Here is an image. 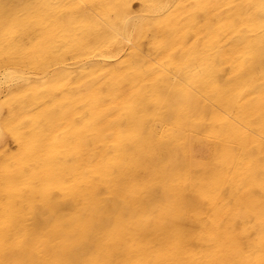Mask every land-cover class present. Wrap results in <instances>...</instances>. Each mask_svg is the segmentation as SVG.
<instances>
[{
    "label": "bare ground",
    "instance_id": "1",
    "mask_svg": "<svg viewBox=\"0 0 264 264\" xmlns=\"http://www.w3.org/2000/svg\"><path fill=\"white\" fill-rule=\"evenodd\" d=\"M0 264H264V0H0Z\"/></svg>",
    "mask_w": 264,
    "mask_h": 264
},
{
    "label": "rangeland",
    "instance_id": "2",
    "mask_svg": "<svg viewBox=\"0 0 264 264\" xmlns=\"http://www.w3.org/2000/svg\"><path fill=\"white\" fill-rule=\"evenodd\" d=\"M91 40L93 41V38H91ZM175 79H177V76L175 77ZM215 107V106H213ZM229 117L231 116L230 114L228 115ZM157 117L156 116H153L151 119H150V123L148 124V130L149 132H151L154 136L159 134L161 132V125L159 124L158 122V119H156ZM157 120V121H156ZM168 121V120H167ZM155 124V125H154ZM160 125V126H159ZM150 126V127H149ZM163 127V126H162ZM153 129V130H152ZM214 164V165H213ZM216 163L214 162H210L209 163V166L207 167H200L198 168V172H203L205 170H212L213 167H215ZM207 168V169H206ZM199 202V201H197Z\"/></svg>",
    "mask_w": 264,
    "mask_h": 264
}]
</instances>
